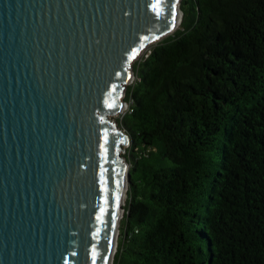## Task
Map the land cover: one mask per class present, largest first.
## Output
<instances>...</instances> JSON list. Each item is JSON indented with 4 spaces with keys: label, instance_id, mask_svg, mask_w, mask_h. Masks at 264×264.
<instances>
[{
    "label": "water",
    "instance_id": "water-1",
    "mask_svg": "<svg viewBox=\"0 0 264 264\" xmlns=\"http://www.w3.org/2000/svg\"><path fill=\"white\" fill-rule=\"evenodd\" d=\"M180 7L0 0V264H114L130 137L113 117Z\"/></svg>",
    "mask_w": 264,
    "mask_h": 264
},
{
    "label": "trees",
    "instance_id": "trees-1",
    "mask_svg": "<svg viewBox=\"0 0 264 264\" xmlns=\"http://www.w3.org/2000/svg\"><path fill=\"white\" fill-rule=\"evenodd\" d=\"M134 65L114 264H264V0H182Z\"/></svg>",
    "mask_w": 264,
    "mask_h": 264
},
{
    "label": "rangeland",
    "instance_id": "rangeland-1",
    "mask_svg": "<svg viewBox=\"0 0 264 264\" xmlns=\"http://www.w3.org/2000/svg\"><path fill=\"white\" fill-rule=\"evenodd\" d=\"M181 3H182V0H181ZM180 8H181V7H180ZM183 17H184V13H183ZM152 46H153V45H152ZM150 47H151V46H150ZM150 47H148V48H147V49H146V50L140 55V57L137 59V61H138L143 55H145L146 52H147V53H151V51H149ZM137 61H136V62H137ZM136 62H135V63H136ZM134 65H135V64H134ZM134 74H135V69H134ZM135 80H137L136 74H135L134 81H133L130 85H132V84L135 82ZM126 96H127V91H126L125 96L123 97L124 101L126 100ZM128 109H129V107L127 108L126 112L128 111ZM126 112H125V113H126ZM125 113H122V114H120V115H118V116H115V117H113V119H115V120L117 121V120L120 119V117H121L122 115H124ZM128 148H129V145H128V146H124V151L122 152V155H125V154H126V151H127ZM126 201H127V197H126ZM126 201H125V204H124V208L126 207ZM124 215H125V211H124ZM123 221H124V216H123V218H122V220H121V223H120L119 238H118V247H117V252H116V254H115V257H116V255H117V253H118L119 243H120V239H121V225H122ZM115 257H114V261H115Z\"/></svg>",
    "mask_w": 264,
    "mask_h": 264
},
{
    "label": "bare ground",
    "instance_id": "bare-ground-1",
    "mask_svg": "<svg viewBox=\"0 0 264 264\" xmlns=\"http://www.w3.org/2000/svg\"><path fill=\"white\" fill-rule=\"evenodd\" d=\"M177 13H178V14H177V24H176V27L173 29L172 32H175V31L180 27V25H181V23H182L183 16H182L180 10H178ZM127 108H128V106H126V105L123 106V107H122V110H121L120 113H119V115L122 114V113H125L126 110H127ZM125 191H126V189H125ZM126 197H127V192H126V196H125V193H124V197H123V203H124V204H125V201H126ZM122 218H123V215H121V216L119 217V220H118V230L116 231V234H115V236H116V237H115V239H116V242H115V250H116V252H117V247H118V238H119L120 223H121ZM114 257H115V256H114Z\"/></svg>",
    "mask_w": 264,
    "mask_h": 264
}]
</instances>
